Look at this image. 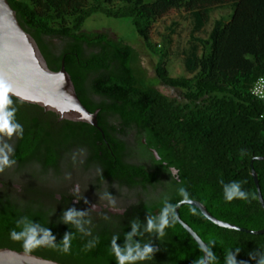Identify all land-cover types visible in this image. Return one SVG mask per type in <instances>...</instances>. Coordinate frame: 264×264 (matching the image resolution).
Listing matches in <instances>:
<instances>
[{
  "label": "trees",
  "instance_id": "16d2710c",
  "mask_svg": "<svg viewBox=\"0 0 264 264\" xmlns=\"http://www.w3.org/2000/svg\"><path fill=\"white\" fill-rule=\"evenodd\" d=\"M239 1L9 0L49 67L60 70L64 61L84 105L92 112L101 109L98 120L103 131L86 123L58 122L53 113L45 116L39 106L9 97L23 134L4 136L14 146L16 163L0 172V249L25 251L23 241L12 239L10 233L20 231L17 221L27 217L49 228L58 245H41L30 253L62 264H117L111 251L114 236L122 245L133 220L141 222L143 232L148 215L159 214L166 203L176 207L187 199L202 202L225 222L253 231L264 229V208L252 175L254 165L264 197V161H253L264 157V101L252 94L254 83L264 76V54L253 66L235 60L219 62L215 77L210 78L218 34L233 19ZM97 14L131 19L157 58L159 81L180 90L181 97L167 96L149 80L134 46L104 31L85 32V22ZM154 31L159 43L152 38ZM174 59L180 60L185 75L170 74ZM94 95L101 100H94ZM132 131H136L137 151L152 148L159 160L151 152L148 158L168 176L160 194L149 201L135 198L122 214L96 213L84 197L75 204L78 194L70 192L71 184L67 186L63 174L64 163L71 158L64 155L70 149L88 151V163L102 170L100 183L109 181L119 189L113 193L139 186L148 192L149 184L158 182L160 174L146 176L142 168L124 164L130 146L118 135ZM33 166L40 171H31ZM51 181L57 182V190L40 186ZM233 181L249 193L248 200L225 199V185ZM71 208L86 213L80 218L83 232L64 221L65 211ZM179 216L207 244L216 242L218 264H224L226 252L235 248L242 249L238 260L257 264L249 252L264 249V234L222 228L188 204L180 208ZM68 232L70 251L65 253L62 240ZM165 232L162 238L147 232L135 237L142 243L151 240L159 248L152 260L137 264H193L202 254L178 220Z\"/></svg>",
  "mask_w": 264,
  "mask_h": 264
},
{
  "label": "water",
  "instance_id": "95a60500",
  "mask_svg": "<svg viewBox=\"0 0 264 264\" xmlns=\"http://www.w3.org/2000/svg\"><path fill=\"white\" fill-rule=\"evenodd\" d=\"M0 78L10 83L16 93L13 94L10 92L9 96L24 103L37 105L46 112H52L59 117L60 121L66 120L76 123H86L103 131L99 126L98 120L101 109L99 108L95 112H92L84 105L78 96L76 86L71 74L66 69L64 61L60 70L55 71L49 67L38 42L22 27L17 12L13 9L9 0H0ZM257 160L264 161V157H256L253 161ZM30 170L37 173L40 171L37 166H33ZM6 173L10 172L7 171ZM63 174L68 178V183H71L70 188L73 191L79 185V191L82 190L83 186L86 188L87 193L89 192L90 188H88L89 184L87 183L85 171L73 167L72 171H66L65 173L64 170ZM252 175L257 186L259 200L264 208V197L259 183L258 173L254 165H252ZM63 185L62 187H64ZM17 186L19 187V184ZM40 186L52 191L57 190L56 181H51L46 186L42 183ZM88 197L95 205L100 204L101 199H103V196L99 194H90ZM124 204L122 201L115 200V204L113 205L121 206ZM185 204L200 209L210 221L222 228L240 230L256 235L264 234V229L257 231L248 230L216 218L200 201L193 199L183 200L175 207L178 222L191 235L200 248L208 244L179 216V210ZM0 264L62 263L26 251L1 248Z\"/></svg>",
  "mask_w": 264,
  "mask_h": 264
},
{
  "label": "clouds",
  "instance_id": "9594fccd",
  "mask_svg": "<svg viewBox=\"0 0 264 264\" xmlns=\"http://www.w3.org/2000/svg\"><path fill=\"white\" fill-rule=\"evenodd\" d=\"M16 94L11 86L3 78H0V172L6 167H10L16 163V160L12 158L14 152V146L4 140V136L11 138L13 134L18 136L23 134V126L15 119V109L9 107L12 104V100L9 98V93ZM175 175V173H173ZM75 192H79V185L76 186ZM182 195H185V190L180 189ZM110 196V194H109ZM249 193L244 190L240 183L233 181L228 185H225V199L231 201L233 199L248 200ZM115 204V200L111 201ZM86 213L79 211L75 208H71L65 211L64 221L72 222L78 227L80 231H84L81 227V219ZM147 223L144 226V231H140L141 222L138 219L132 221L131 231L125 233L124 243L118 244V236H114L111 242V251L115 256L117 264H137L141 261H150L154 258L155 252L159 251V248L150 240L148 242H141L135 239L137 235L143 236L144 232L158 234L159 238L166 235V228L176 223L178 216L175 212V206L166 203L164 208L156 215H148L146 217ZM21 227L20 231L13 229L10 236L14 240H22L23 246L26 252H29L38 246L48 245L50 247H57L56 237L53 235L49 228H45L37 222L29 220L27 217H23L17 221V226ZM70 232L66 233L62 240V251L67 253L70 251ZM215 241H209L207 246L201 247L202 254L193 261V264H218V257L213 251ZM93 246L92 243L89 247ZM241 248H235V251L228 250L224 257V264H249L248 261L238 260V255L241 252ZM249 256L257 261V264H264V249H256L249 252Z\"/></svg>",
  "mask_w": 264,
  "mask_h": 264
},
{
  "label": "rangeland",
  "instance_id": "374dc122",
  "mask_svg": "<svg viewBox=\"0 0 264 264\" xmlns=\"http://www.w3.org/2000/svg\"><path fill=\"white\" fill-rule=\"evenodd\" d=\"M152 4L155 0H145ZM172 15H175L172 13ZM170 15V16H172ZM85 32H107L113 38L126 41L141 54L144 66L148 70L149 80L164 94L171 98H180L181 91L165 86L156 74L157 58L147 49L143 39L137 34L131 19L110 18L97 14L89 18L85 24ZM184 34V41L187 40ZM152 38L160 42L154 31ZM264 54V0H240L239 7L232 20L225 23L218 34L214 51L213 68L210 78L215 77L217 64L222 61H242L246 66L260 63ZM169 72L173 77L185 75L179 59H174Z\"/></svg>",
  "mask_w": 264,
  "mask_h": 264
},
{
  "label": "flooded vegetation",
  "instance_id": "af4514ba",
  "mask_svg": "<svg viewBox=\"0 0 264 264\" xmlns=\"http://www.w3.org/2000/svg\"><path fill=\"white\" fill-rule=\"evenodd\" d=\"M9 97H11V96H9ZM91 97L94 100H101V97L97 96V95L96 96L94 95ZM41 109L43 110L42 114L45 116L52 113V112H46L43 108H41ZM55 117H58V116L55 115ZM56 122H57V118H56ZM58 122H62L59 120V117H58ZM135 134H136V131H132L127 136L118 135L119 138H121L123 140L126 139L127 143L130 146L129 149L126 150L125 157H123L124 164L127 166H130V167H134V168H142L144 170V173L146 176H153V175L157 176L158 174H160V176L158 178V182H156L155 184L150 183L148 186L149 187L148 192H144L143 187L139 186V188L137 190L129 189V190H122V191L113 193V191H117L118 188L115 187L114 183L111 184L109 181H104L103 183H100V181H99L100 177L103 175L101 172L102 170L100 167L95 168V166L93 167V165H90V163H88V161H89L88 153H87L88 151L87 150H80L78 148L70 149L64 155L65 158L71 157L68 160H66L64 163L65 167H67V168H65L66 169L65 171H68V172L72 171L73 167L74 168L76 167V168H79V169H82L83 171H85L87 183L89 184L88 188H90L88 193L86 191V188H84L83 186H82V190H80L79 192H75L72 189H70L71 190L70 192L72 194H75V193L78 194V195H76V197L78 196V198L74 199L75 204L79 203V197H81V198L84 197L86 202L89 204L87 207L96 213H104L106 211L108 213H113V214H117V213L122 214L126 211V208L132 202L135 201V198H136V200L142 199L145 201H149L154 196H158L160 194V192L163 190V188L166 184L168 176L159 172V168L156 165V163H154L153 159L151 157L148 158L147 152L148 153L151 152V154L153 153L154 156L156 157V160H159L157 153L152 148H146L145 151H143V152H140V150L137 151V147H136V143H135V139H136ZM144 143H145V141H144ZM131 148H133V149H131ZM71 159L75 161V164L72 162ZM68 161H70V162H68ZM122 170L124 171L125 167H123ZM172 172L176 173L175 170H172ZM82 180H84V179H82ZM66 183H68V180L66 181ZM70 184L68 183L67 186H69ZM60 186H62V184ZM135 191L139 192V194L138 195H132L133 193H135ZM127 193H130V195ZM90 194H92V195L93 194H97V195L99 194V195L103 196V199H101L102 200L101 203L100 204L98 203L95 205L93 202H91L89 200V197H88V195H90ZM109 194H110V196H109ZM113 199L122 201L125 204L121 205V206L113 205L111 202ZM96 206H97V208H95Z\"/></svg>",
  "mask_w": 264,
  "mask_h": 264
},
{
  "label": "built area",
  "instance_id": "2783aa9c",
  "mask_svg": "<svg viewBox=\"0 0 264 264\" xmlns=\"http://www.w3.org/2000/svg\"><path fill=\"white\" fill-rule=\"evenodd\" d=\"M252 94L261 101H264V76L258 78L252 87Z\"/></svg>",
  "mask_w": 264,
  "mask_h": 264
}]
</instances>
